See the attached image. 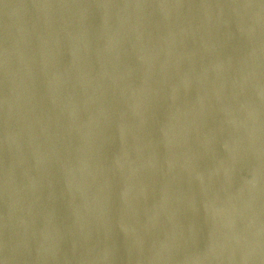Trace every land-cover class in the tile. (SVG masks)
I'll use <instances>...</instances> for the list:
<instances>
[{
	"label": "water",
	"instance_id": "obj_1",
	"mask_svg": "<svg viewBox=\"0 0 264 264\" xmlns=\"http://www.w3.org/2000/svg\"><path fill=\"white\" fill-rule=\"evenodd\" d=\"M0 264H264V0H0Z\"/></svg>",
	"mask_w": 264,
	"mask_h": 264
}]
</instances>
